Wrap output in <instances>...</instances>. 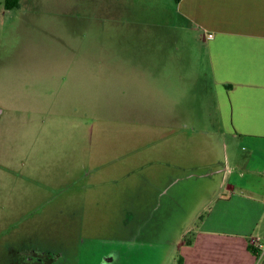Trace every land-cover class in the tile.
I'll list each match as a JSON object with an SVG mask.
<instances>
[{"label":"rangeland","instance_id":"obj_1","mask_svg":"<svg viewBox=\"0 0 264 264\" xmlns=\"http://www.w3.org/2000/svg\"><path fill=\"white\" fill-rule=\"evenodd\" d=\"M94 1L0 0V264H176L235 150L197 33Z\"/></svg>","mask_w":264,"mask_h":264},{"label":"crops","instance_id":"obj_2","mask_svg":"<svg viewBox=\"0 0 264 264\" xmlns=\"http://www.w3.org/2000/svg\"><path fill=\"white\" fill-rule=\"evenodd\" d=\"M106 1L94 3L118 17L147 7L160 13L172 8L178 37L187 29L197 33L222 133L235 146L219 165L207 164L219 184L191 239L171 243L179 251L176 264H264L249 248L252 238L264 241V0ZM116 23L121 32L135 33L140 25ZM174 56L184 61L183 55Z\"/></svg>","mask_w":264,"mask_h":264},{"label":"built area","instance_id":"obj_3","mask_svg":"<svg viewBox=\"0 0 264 264\" xmlns=\"http://www.w3.org/2000/svg\"><path fill=\"white\" fill-rule=\"evenodd\" d=\"M250 246L253 247L259 259L264 258V241L260 238H252Z\"/></svg>","mask_w":264,"mask_h":264},{"label":"trees","instance_id":"obj_4","mask_svg":"<svg viewBox=\"0 0 264 264\" xmlns=\"http://www.w3.org/2000/svg\"><path fill=\"white\" fill-rule=\"evenodd\" d=\"M21 7V0H4V8L6 10H17ZM252 252H255L253 247L249 246Z\"/></svg>","mask_w":264,"mask_h":264},{"label":"flooded vegetation","instance_id":"obj_5","mask_svg":"<svg viewBox=\"0 0 264 264\" xmlns=\"http://www.w3.org/2000/svg\"><path fill=\"white\" fill-rule=\"evenodd\" d=\"M26 259H29V261H31V263H36V264H46L50 261L49 258L44 256V255L43 256H39V255L34 256L33 255V256H30V258L26 257Z\"/></svg>","mask_w":264,"mask_h":264}]
</instances>
